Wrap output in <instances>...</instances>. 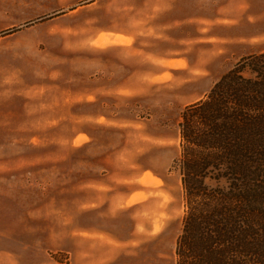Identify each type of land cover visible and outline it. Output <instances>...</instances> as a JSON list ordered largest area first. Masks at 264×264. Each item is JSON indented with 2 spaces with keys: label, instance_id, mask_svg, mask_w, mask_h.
<instances>
[{
  "label": "rangeland",
  "instance_id": "374dc122",
  "mask_svg": "<svg viewBox=\"0 0 264 264\" xmlns=\"http://www.w3.org/2000/svg\"><path fill=\"white\" fill-rule=\"evenodd\" d=\"M264 51V0H0V264H175L179 116Z\"/></svg>",
  "mask_w": 264,
  "mask_h": 264
},
{
  "label": "trees",
  "instance_id": "16d2710c",
  "mask_svg": "<svg viewBox=\"0 0 264 264\" xmlns=\"http://www.w3.org/2000/svg\"><path fill=\"white\" fill-rule=\"evenodd\" d=\"M179 119L175 264H264V51L240 58Z\"/></svg>",
  "mask_w": 264,
  "mask_h": 264
}]
</instances>
